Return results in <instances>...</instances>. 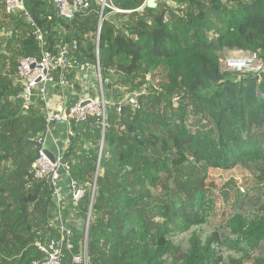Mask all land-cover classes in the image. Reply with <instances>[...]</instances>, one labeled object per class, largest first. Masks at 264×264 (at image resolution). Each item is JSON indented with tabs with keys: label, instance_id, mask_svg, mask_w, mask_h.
Here are the masks:
<instances>
[{
	"label": "trees",
	"instance_id": "16d2710c",
	"mask_svg": "<svg viewBox=\"0 0 264 264\" xmlns=\"http://www.w3.org/2000/svg\"><path fill=\"white\" fill-rule=\"evenodd\" d=\"M144 2L92 0L66 21L52 0H22L15 15L0 0V264L42 261L36 244L61 227L64 264L85 236L88 264H264V71L238 76L220 64L224 51L264 62V0ZM72 43L80 66H98L108 102L104 130L93 118L72 123L61 154L66 182L84 190L77 205L66 183L57 203L33 176L45 104L25 107L15 79L20 58ZM75 73L54 71L48 100L75 105ZM234 168L259 185L229 198L207 184L209 169ZM157 189L165 201H154Z\"/></svg>",
	"mask_w": 264,
	"mask_h": 264
},
{
	"label": "built area",
	"instance_id": "2783aa9c",
	"mask_svg": "<svg viewBox=\"0 0 264 264\" xmlns=\"http://www.w3.org/2000/svg\"><path fill=\"white\" fill-rule=\"evenodd\" d=\"M92 0H52L54 10L58 17L71 20L80 12L85 11ZM102 8L107 6L106 0H97ZM149 0H145L144 5ZM3 7L7 15H15L23 10L19 5V0H3ZM108 7V6H107ZM36 40L42 42L39 31L34 33ZM77 52L76 43L70 45L61 44L56 46L53 53L42 52L40 58L23 57L18 61L16 69V82L21 91L19 98L24 106H29L33 97L39 98L45 104V123L47 130L43 139L39 142L42 148L35 162L32 164L33 176L37 180H48L52 186L54 198L57 203L62 200L61 190L66 183L68 193L71 195L73 205L84 197V190L78 187L75 181L66 182L69 176V166L62 161V151L66 148L67 138L71 134L72 123H82L93 118L97 124L104 130L106 107L108 102L104 99L101 88L97 95L93 97H84L71 107L60 105L53 108L52 103L47 96L56 87L53 80V72L72 71L82 69L78 63L75 53ZM87 69L89 65H85ZM221 70L223 72L237 74H252L259 76L264 71V62L256 54L247 52L238 58L225 57L221 61ZM98 80L100 82L99 69L97 67ZM59 86H67L68 82L61 74L58 83ZM131 103L134 101L131 99ZM58 127H61L58 129ZM61 237L57 240H51L46 243H37L36 247L43 254V260L33 262L32 264H64L63 250H70L68 245L69 232L64 227L60 228ZM67 264H88L87 256V238L82 242V250L78 255L72 256Z\"/></svg>",
	"mask_w": 264,
	"mask_h": 264
},
{
	"label": "rangeland",
	"instance_id": "374dc122",
	"mask_svg": "<svg viewBox=\"0 0 264 264\" xmlns=\"http://www.w3.org/2000/svg\"><path fill=\"white\" fill-rule=\"evenodd\" d=\"M153 1V0H151ZM226 52L224 55L220 54V58L224 56L225 57H234L238 58L242 56L243 54L247 52H240V51H224ZM223 59V58H222ZM221 59V60H222ZM221 64V61H220ZM87 75L79 74L76 77V84L81 88V92L76 95L78 99H82L84 97H95L98 93L97 85V79H95V74L93 70H90ZM237 75V74H236ZM238 76H243V74H238ZM157 79V78H156ZM156 79L149 78L150 82L156 83ZM99 83V82H98ZM130 96L124 97L125 101H130ZM52 107L58 108L60 105H62V102H60L57 98H54L52 100ZM207 184H210L215 188V190H223L228 194V197L231 198L235 193H244L246 190H249L255 186H258L259 183L254 180L250 175H248L245 171H243L240 168H234L231 171H221V170H214L209 169L207 171ZM155 202H162L166 200V196L161 192L159 189H157L155 192ZM224 197L218 196L217 198V205L219 210L223 209L224 206Z\"/></svg>",
	"mask_w": 264,
	"mask_h": 264
},
{
	"label": "crops",
	"instance_id": "0c3cea01",
	"mask_svg": "<svg viewBox=\"0 0 264 264\" xmlns=\"http://www.w3.org/2000/svg\"><path fill=\"white\" fill-rule=\"evenodd\" d=\"M227 52H230V51H227ZM231 52H232V51H231ZM225 53H226V52H223L222 54L224 55ZM242 53H243V52H242ZM89 67H90V66H89ZM91 69L93 70V72H94V74H95V76H94L95 79H97V85H98V86H96V87H97L98 90H99L100 88H99V83H98L97 71H96L93 67H92V68L90 67V68H88V69H84V70H80V71H76L75 74H76V76L79 75V74H83V73H84L85 75H87L89 72H91V71H90ZM79 100H80V99H79ZM50 102L52 103V100H50ZM64 191H65V188H64Z\"/></svg>",
	"mask_w": 264,
	"mask_h": 264
},
{
	"label": "bare ground",
	"instance_id": "6f19581e",
	"mask_svg": "<svg viewBox=\"0 0 264 264\" xmlns=\"http://www.w3.org/2000/svg\"><path fill=\"white\" fill-rule=\"evenodd\" d=\"M20 1V0H19ZM20 5V4H19ZM22 6V5H21ZM23 8V7H22ZM64 20H66V19H64ZM97 67L98 66H96L94 69L97 71ZM90 68V67H89ZM84 69H87L86 67H82V69H80V70H84ZM80 70H77V71H80ZM97 76H98V73H97ZM98 82H99V80H98ZM99 88H101V81L99 82ZM101 90H102V88H101ZM48 97V96H47ZM48 99V98H47ZM50 101V100H49ZM35 162V161H34Z\"/></svg>",
	"mask_w": 264,
	"mask_h": 264
},
{
	"label": "water",
	"instance_id": "95a60500",
	"mask_svg": "<svg viewBox=\"0 0 264 264\" xmlns=\"http://www.w3.org/2000/svg\"><path fill=\"white\" fill-rule=\"evenodd\" d=\"M151 3H152V1H148V2H147V5H148V6L151 5ZM19 4H20V6L22 5V0L19 1ZM33 18H34V17H33ZM66 21H67V20H66Z\"/></svg>",
	"mask_w": 264,
	"mask_h": 264
}]
</instances>
